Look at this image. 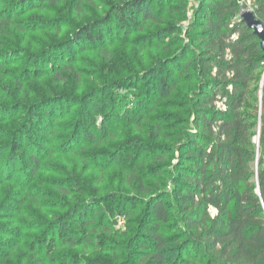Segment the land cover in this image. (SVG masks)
<instances>
[{"label": "rangeland", "instance_id": "374dc122", "mask_svg": "<svg viewBox=\"0 0 264 264\" xmlns=\"http://www.w3.org/2000/svg\"><path fill=\"white\" fill-rule=\"evenodd\" d=\"M118 1L122 5L140 2L133 12H126L135 23L127 30L109 17ZM185 2L187 10L182 7ZM200 2L60 0L56 5L20 8L19 29L2 50L5 83L19 100L47 97L50 92L57 98L49 105L55 116L35 128L29 150L19 156L22 164L15 168L6 161L9 153L0 154L4 159L0 160V264H84L100 255L119 264H142L137 245L129 239L143 235L152 197L164 194L170 197L166 203L171 199L177 171L170 165L169 153L177 133L188 128L179 89L161 86L160 79L177 77L178 70L169 62L176 50L190 46L189 24L201 20L195 14ZM98 21L105 23L104 44L91 46L85 38L76 40L77 29ZM62 63L73 66L75 75L64 74L60 81L54 72L55 65ZM159 64L162 76L149 77ZM20 83L24 88H19ZM146 95L152 103L141 113L136 103ZM108 101L114 104V115L106 125V114L94 107ZM25 117L24 111L17 112L0 126L15 131ZM103 125L109 132L101 129ZM257 137L254 142L259 144ZM130 142H140L143 152L130 148ZM33 151L39 160L34 175L30 171ZM161 154L165 157L160 160ZM76 207L85 208L89 218L101 221L105 228L100 226L96 233L88 228L77 231ZM70 212L76 215H71L74 219L66 235L76 246L59 237ZM210 212L217 214L213 208ZM168 229L167 237L176 233ZM38 237H52L53 244L43 248L36 242Z\"/></svg>", "mask_w": 264, "mask_h": 264}, {"label": "trees", "instance_id": "16d2710c", "mask_svg": "<svg viewBox=\"0 0 264 264\" xmlns=\"http://www.w3.org/2000/svg\"><path fill=\"white\" fill-rule=\"evenodd\" d=\"M59 1L0 0V123L12 121L17 112L24 111L26 116L17 123L15 131L7 132L0 126V154L9 153L10 160L6 161L13 162L15 168L24 162L19 156L29 150L38 124H48L55 116L49 105L57 96L50 92L47 97L19 100L17 92L5 83L2 50L19 29L20 8L56 5ZM200 3L195 14L201 20L194 19L189 24L190 46L176 50L169 62L171 68L178 70L175 80L162 76V64L148 73L149 77L160 74L161 86L171 91L179 89L188 128L177 133L169 153L170 165L177 171L172 179L171 199L166 203L170 197L164 194L152 197L143 235H132L129 241L137 245L142 264H264V52L259 39L241 21V12L250 10L264 24V0ZM139 6L140 2L122 5L118 1L109 17L118 19L120 28L127 30L135 23L126 12ZM182 7L187 10L189 3ZM104 24L98 21L77 29L76 40L85 38L91 46L104 44ZM55 67L60 81L64 74L75 75V68L68 63ZM19 88L24 85L20 83ZM151 103L146 95L136 105L143 113ZM219 103L222 109L218 108ZM99 105L94 110L106 114L105 124L109 125L114 104L108 101L101 108ZM114 118L120 121L119 117ZM102 128L109 132L104 125ZM257 134L259 144L254 142ZM130 146L140 153L144 150L140 142H130ZM164 157L161 154L158 159ZM30 164L34 175L39 168L37 151L32 152ZM212 208L217 211L215 216L210 212ZM75 209L79 218L73 224L77 231L88 228L96 233L105 228L101 221L91 220L85 208ZM117 210L123 212L119 206ZM73 213L65 217L66 226L59 237L65 239V244L76 246L72 237L66 235ZM167 229L176 233L167 237ZM53 241L52 237H38L36 242L44 248ZM170 244L176 246L169 248ZM31 247L34 249L35 245ZM84 264L119 263L100 255L88 258Z\"/></svg>", "mask_w": 264, "mask_h": 264}, {"label": "water", "instance_id": "95a60500", "mask_svg": "<svg viewBox=\"0 0 264 264\" xmlns=\"http://www.w3.org/2000/svg\"><path fill=\"white\" fill-rule=\"evenodd\" d=\"M241 13V21L247 26L250 31H252L253 35H255L259 39L261 49L264 52V24L259 19H257L255 13H252L250 10H243ZM257 139L259 141V135ZM258 192H260V190Z\"/></svg>", "mask_w": 264, "mask_h": 264}, {"label": "built area", "instance_id": "2783aa9c", "mask_svg": "<svg viewBox=\"0 0 264 264\" xmlns=\"http://www.w3.org/2000/svg\"><path fill=\"white\" fill-rule=\"evenodd\" d=\"M260 156V153H258V155H257V158ZM262 157L264 158V155H262Z\"/></svg>", "mask_w": 264, "mask_h": 264}]
</instances>
